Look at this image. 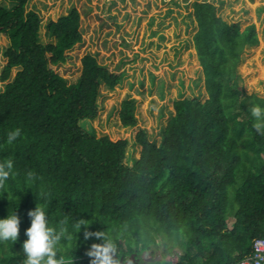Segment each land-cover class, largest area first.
<instances>
[{"label":"trees","instance_id":"16d2710c","mask_svg":"<svg viewBox=\"0 0 264 264\" xmlns=\"http://www.w3.org/2000/svg\"><path fill=\"white\" fill-rule=\"evenodd\" d=\"M28 4L0 0V34L7 39L0 161H13L0 188V218L15 209L20 217L18 241L0 242V264H23L27 213L37 203L47 205L53 227H66L57 253L65 264H89L93 241L73 227L80 219L114 240L119 264H171L135 262L147 250L152 255L158 240L164 254L179 247L175 264H233L248 256L252 239L264 236V131L257 132L251 115L253 106L264 108V98L244 91L237 65L242 50L258 43L255 25L241 29L212 1L193 2L192 42L207 97L175 99L158 144L139 128L140 154L128 164L126 138L96 136L80 123L96 117L100 85L112 90L122 72L86 53L80 75L69 82L53 66L82 40L79 11L70 6L48 19L51 40L43 42L40 16ZM118 116L123 126L136 124L134 99L121 101ZM15 128L22 135L9 145L7 133Z\"/></svg>","mask_w":264,"mask_h":264},{"label":"rangeland","instance_id":"374dc122","mask_svg":"<svg viewBox=\"0 0 264 264\" xmlns=\"http://www.w3.org/2000/svg\"><path fill=\"white\" fill-rule=\"evenodd\" d=\"M194 1L29 0L28 8L37 11L41 19L39 37L43 42L51 40L44 32L48 19L65 14L70 6H75L80 13L82 40L66 51L64 63L53 66L56 72L69 82L75 81L86 53L93 54L110 70L122 72L121 82L112 90L100 85L96 117L80 123L96 136L108 135L112 140L126 138L128 164L140 154V145L135 141L139 128L158 144L160 130L174 112L175 99L207 97L192 42L196 30L192 15ZM208 1L215 4L217 13L227 22H238L241 29L251 23L255 25L258 43L242 50L237 71L244 91L264 98V0ZM6 45V37L0 34V73L5 64ZM14 72L12 69L11 76ZM124 98L135 101L137 122L134 126H123L120 122L118 113ZM227 223L231 226L232 217H228ZM157 242L152 255L147 250L135 262L163 259L175 264L181 253L179 247L164 254L163 243Z\"/></svg>","mask_w":264,"mask_h":264},{"label":"clouds","instance_id":"9594fccd","mask_svg":"<svg viewBox=\"0 0 264 264\" xmlns=\"http://www.w3.org/2000/svg\"><path fill=\"white\" fill-rule=\"evenodd\" d=\"M251 115L256 118L257 122L254 127L257 132L264 131V108L258 105L253 106ZM21 135L20 128L9 131L6 138L7 143L13 145ZM12 170V160L0 161V188L5 187ZM30 177L31 173L27 180L28 184L32 183ZM27 215L30 217V226L25 229L27 238L22 242L23 264H65L64 257L57 256V253L62 251L61 239L66 232L65 225L62 223L58 229L52 226L47 213V205L44 203H37ZM90 224L88 220L80 219L73 225L77 230L83 227L85 241H93L86 252L90 258L89 264H119L118 248L114 240L103 231L91 229ZM19 233L20 217L15 209L6 218H0V242L15 243L18 241Z\"/></svg>","mask_w":264,"mask_h":264},{"label":"built area","instance_id":"2783aa9c","mask_svg":"<svg viewBox=\"0 0 264 264\" xmlns=\"http://www.w3.org/2000/svg\"><path fill=\"white\" fill-rule=\"evenodd\" d=\"M233 264H264V236L253 238L251 253Z\"/></svg>","mask_w":264,"mask_h":264},{"label":"water","instance_id":"95a60500","mask_svg":"<svg viewBox=\"0 0 264 264\" xmlns=\"http://www.w3.org/2000/svg\"><path fill=\"white\" fill-rule=\"evenodd\" d=\"M132 258V257H131ZM130 259H127L125 262H128Z\"/></svg>","mask_w":264,"mask_h":264},{"label":"bare ground","instance_id":"6f19581e","mask_svg":"<svg viewBox=\"0 0 264 264\" xmlns=\"http://www.w3.org/2000/svg\"><path fill=\"white\" fill-rule=\"evenodd\" d=\"M44 10V9H43Z\"/></svg>","mask_w":264,"mask_h":264}]
</instances>
